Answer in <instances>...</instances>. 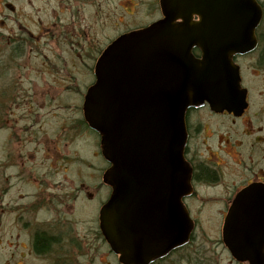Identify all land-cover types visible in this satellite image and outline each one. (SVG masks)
Returning <instances> with one entry per match:
<instances>
[{
  "label": "water",
  "instance_id": "obj_1",
  "mask_svg": "<svg viewBox=\"0 0 264 264\" xmlns=\"http://www.w3.org/2000/svg\"><path fill=\"white\" fill-rule=\"evenodd\" d=\"M159 6L162 19L120 36L98 58L82 106L109 165L100 226L122 264H148L187 241L186 112L205 103L242 112L246 92L233 57L255 48L262 17L256 0H159ZM250 191L237 194L233 214L253 207ZM254 206L264 209V197Z\"/></svg>",
  "mask_w": 264,
  "mask_h": 264
},
{
  "label": "flooded vegetation",
  "instance_id": "obj_2",
  "mask_svg": "<svg viewBox=\"0 0 264 264\" xmlns=\"http://www.w3.org/2000/svg\"><path fill=\"white\" fill-rule=\"evenodd\" d=\"M4 1L2 0L0 4ZM259 5L262 18L255 33L256 46L246 54L233 57L234 63L239 67L241 88L246 92L245 107L239 113L225 110L217 112L211 110L208 104H203L186 112L187 141L183 156L190 168V192L181 199V202L190 220L191 230L183 245L155 258L149 264H264L262 228L264 209L254 208L257 200L264 197V95H260L263 99L262 104L253 99L252 90L241 74L239 63L250 61L256 73L254 77L264 75V5L262 2H259ZM156 6L159 7V0ZM16 19L14 16L13 23L17 22ZM159 19L160 12L159 18L128 32L145 28ZM2 25L0 64L4 58L7 64L15 66L14 61H21L26 49L34 54L32 48L37 45L35 42L39 40L38 35L27 32L23 36L19 26L15 30L10 28L3 31ZM49 31L45 28L36 30L45 39L52 37ZM45 65L54 67L49 62ZM93 65L89 67L92 77ZM20 67L21 65L18 68ZM5 74L3 69H0V78L1 76L5 78ZM91 82L83 91L92 84ZM83 91L78 93L79 102L73 111L75 114L73 121L64 122V127L60 128L59 132L56 130L55 134L50 132L51 135H47L48 132L41 129L43 123L37 120L38 114L32 113L28 115L30 122H26L25 127L28 136L36 141L40 139L39 133L46 135L52 140L53 152L58 150L59 146L71 145L76 140L90 141L92 148L96 150V156L101 158L98 136L89 129L83 119L82 102L85 94ZM5 97L1 92L0 103L4 105V109L7 108L8 100ZM8 115L0 113V130H7L6 127H1V123ZM8 130L12 131V138L17 136L14 129ZM20 134H24L23 127ZM22 142L23 139L20 138L18 146L23 145ZM38 145L39 143L32 145L33 153L36 152ZM7 150H3L5 156L0 155V242H3L6 248H15V251L9 256L5 253L7 259L0 264H104V249L108 256L116 258L121 264L119 257L113 254L106 244L100 226V211L109 196V192L108 194L103 192L107 186L103 183L102 177L101 183L97 177L80 185L68 180V183L60 185V190H56L60 184L56 182L54 176V168L58 161L54 162L55 156L49 149H44L43 153L45 161L42 162V169L46 168L43 175L36 172L34 156L30 153L23 159L19 148L17 150L19 159L15 162V158L12 154L8 155ZM63 162L68 163L69 160ZM14 165L18 168L19 182L34 185L37 190L30 199L20 196L21 200L11 202L7 200L6 170ZM248 187L251 190L249 198L253 207L236 210L233 214V209L230 208L233 200L238 193ZM196 204H199L197 210L196 206L194 207ZM207 209L209 210L207 223H210L212 229L210 232L207 228H202L200 218ZM230 212L234 216L229 217ZM242 212H249L250 216H236ZM240 221H243L242 229L238 223ZM228 222L231 225L229 232H226L224 226ZM201 230L204 237L199 234ZM246 230L251 232H244ZM42 240L45 245L41 249L39 241Z\"/></svg>",
  "mask_w": 264,
  "mask_h": 264
},
{
  "label": "rangeland",
  "instance_id": "obj_3",
  "mask_svg": "<svg viewBox=\"0 0 264 264\" xmlns=\"http://www.w3.org/2000/svg\"><path fill=\"white\" fill-rule=\"evenodd\" d=\"M64 1L5 0L0 4V25L4 22L1 27L3 31L10 28L15 30L19 26L23 36L31 32L39 37V40L35 42L38 46L31 47L34 54L26 49L22 60L14 61L15 66L11 63L7 64L4 58L0 64L3 74L6 73L5 78L3 76L0 78V95L2 92L8 99L6 109L0 103V113L4 112V115L9 113L8 118L1 123V127H6L7 130H0V155L5 156L3 150L8 149L7 154H12L16 162L19 159L17 150L20 148L23 159L28 153L34 156L36 172L43 175L46 169H42V162L45 161L43 153L44 149H49L55 156L54 162L58 161L54 168V176L56 182L60 184L57 185L56 190H60L65 182L68 183V180L80 185L98 177L97 180L101 183V177L107 165L96 156V150L92 148L90 141L76 140L71 145L59 146L55 152L52 151L54 150L52 140L46 135L39 133L40 139L33 141L32 137L28 136V130L25 129L26 122H30L28 115L38 114L37 120L43 123L41 129L48 132L47 135L55 134L56 130L59 132L60 128L64 127V122L74 120L73 111L79 102L78 93L92 81L89 67L93 65L101 49L118 35L159 18L157 0ZM258 1L264 5V0ZM14 16L17 18L16 23H13ZM42 28L50 30L52 37L45 39L43 35L36 32L37 29ZM48 62L54 67L45 65ZM239 63L241 74L252 90L253 99H257L258 104H262L263 99L260 95H264V75L254 77L256 73L250 61ZM20 65L21 67L18 68ZM51 100L53 102H50ZM48 102H50L49 105ZM22 127L23 135L20 134ZM8 129H14L17 136L12 138V131ZM20 138L23 139V145L18 146ZM36 143L39 145L33 153L32 145ZM64 160L69 162H63ZM17 171V165L8 167L6 170L8 202L18 200L20 196L30 199L37 191L34 185L19 182ZM103 192L108 194L109 189L104 188ZM195 206L197 210L199 204ZM208 212V209L203 211L200 218L202 228H207L210 232L212 229L210 223H207L209 222ZM201 232L202 230L199 231L200 235ZM12 233L14 234V231ZM201 236L204 237L203 233ZM14 251L15 248H6L4 243L0 242V262L7 259L5 253L9 256ZM103 261L104 264H119L116 258L108 256L105 249Z\"/></svg>",
  "mask_w": 264,
  "mask_h": 264
},
{
  "label": "trees",
  "instance_id": "obj_4",
  "mask_svg": "<svg viewBox=\"0 0 264 264\" xmlns=\"http://www.w3.org/2000/svg\"><path fill=\"white\" fill-rule=\"evenodd\" d=\"M44 245H45V243H44L43 240L42 241H39V246H40L41 249L44 248Z\"/></svg>",
  "mask_w": 264,
  "mask_h": 264
},
{
  "label": "bare ground",
  "instance_id": "obj_5",
  "mask_svg": "<svg viewBox=\"0 0 264 264\" xmlns=\"http://www.w3.org/2000/svg\"><path fill=\"white\" fill-rule=\"evenodd\" d=\"M129 4V3H128ZM124 6L127 8V6L124 4Z\"/></svg>",
  "mask_w": 264,
  "mask_h": 264
}]
</instances>
